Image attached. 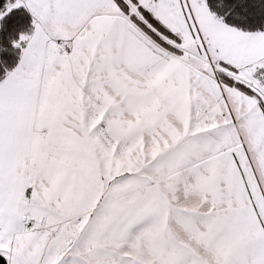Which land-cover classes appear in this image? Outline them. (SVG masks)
Instances as JSON below:
<instances>
[{
  "label": "snow or ice",
  "instance_id": "6c2138e0",
  "mask_svg": "<svg viewBox=\"0 0 264 264\" xmlns=\"http://www.w3.org/2000/svg\"><path fill=\"white\" fill-rule=\"evenodd\" d=\"M0 264H264V0H0Z\"/></svg>",
  "mask_w": 264,
  "mask_h": 264
}]
</instances>
